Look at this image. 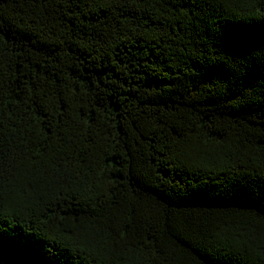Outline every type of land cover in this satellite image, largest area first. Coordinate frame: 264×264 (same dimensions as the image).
<instances>
[{
	"label": "trees",
	"instance_id": "trees-1",
	"mask_svg": "<svg viewBox=\"0 0 264 264\" xmlns=\"http://www.w3.org/2000/svg\"><path fill=\"white\" fill-rule=\"evenodd\" d=\"M0 264H264V0H0Z\"/></svg>",
	"mask_w": 264,
	"mask_h": 264
}]
</instances>
